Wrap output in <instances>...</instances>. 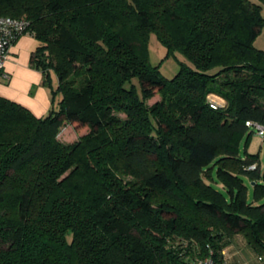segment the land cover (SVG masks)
<instances>
[{"label": "trees", "instance_id": "1", "mask_svg": "<svg viewBox=\"0 0 264 264\" xmlns=\"http://www.w3.org/2000/svg\"><path fill=\"white\" fill-rule=\"evenodd\" d=\"M263 14L264 0H0L28 22L51 105L39 117L0 95V264H223L237 235L264 264L245 126H264ZM151 34L192 67L162 76ZM65 126L87 133L64 144Z\"/></svg>", "mask_w": 264, "mask_h": 264}, {"label": "crops", "instance_id": "2", "mask_svg": "<svg viewBox=\"0 0 264 264\" xmlns=\"http://www.w3.org/2000/svg\"><path fill=\"white\" fill-rule=\"evenodd\" d=\"M34 48L35 41L30 35L20 36L12 45L4 65L9 78L0 82V95L24 105L40 117L46 115L50 109L49 94L44 88H38V95L30 98L26 95L25 89L31 83H41L42 80L41 74L33 70L29 64ZM222 254L223 264H263L258 256L247 248L239 235L228 240Z\"/></svg>", "mask_w": 264, "mask_h": 264}, {"label": "rangeland", "instance_id": "3", "mask_svg": "<svg viewBox=\"0 0 264 264\" xmlns=\"http://www.w3.org/2000/svg\"><path fill=\"white\" fill-rule=\"evenodd\" d=\"M251 1L255 2V0H251ZM34 41H35V47H36V45L38 43L35 39H34ZM254 46L258 49H262V50L264 49V27L262 28L260 35L255 40ZM148 59H149L150 64L152 66H157L161 75L167 79H171L172 77H174L176 75V73L179 70V63H181V62L192 67L191 63H189L179 53H175V55H167L166 48L156 39L154 34L150 35L149 41H148ZM33 70H35V69H33ZM50 77H51L52 86L55 87L57 84V79L53 73H51ZM41 79H42V75H41ZM23 86H24V84L21 87H23ZM38 88L39 89L44 88L45 91L50 96L49 89H47V87L43 86L41 83H38V82L31 83L30 86H26V88H25L26 89V95L29 96L30 98L36 97L38 95V90H39ZM208 99L216 101L218 104H220V106L224 105V101L215 95H209ZM158 100H160V96L155 95L152 98L148 99L146 101V104L148 106H150ZM86 133H87V131L85 129H77L74 126H65V127L61 128V130L57 134V138L61 143L69 144V143L75 142L82 135H84ZM243 142H244V140H243ZM248 142L249 143H248L247 150L251 154H258L260 170L261 171L264 170V138L253 133L250 136ZM256 167L257 166H255L254 169H256ZM246 184L248 186L249 199H251L252 198V186L249 184L248 181L246 182ZM217 185H218L217 186L218 189H222V186H220L219 184H217ZM262 202H264V200Z\"/></svg>", "mask_w": 264, "mask_h": 264}, {"label": "built area", "instance_id": "4", "mask_svg": "<svg viewBox=\"0 0 264 264\" xmlns=\"http://www.w3.org/2000/svg\"><path fill=\"white\" fill-rule=\"evenodd\" d=\"M28 22L23 19H14L10 17L0 16V82L9 78L8 74L4 70L5 62L7 61L10 53V49L15 41L23 35L31 34L27 31ZM209 105L213 109H216L220 104L214 100H210ZM245 126L249 131L264 138V126L254 121H246ZM256 164L248 167V169H254ZM261 260L260 257H258ZM195 264H212V260L209 258L199 259Z\"/></svg>", "mask_w": 264, "mask_h": 264}]
</instances>
